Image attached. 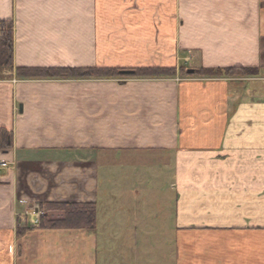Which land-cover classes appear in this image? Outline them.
I'll return each mask as SVG.
<instances>
[{
	"label": "crops",
	"instance_id": "0c3cea01",
	"mask_svg": "<svg viewBox=\"0 0 264 264\" xmlns=\"http://www.w3.org/2000/svg\"><path fill=\"white\" fill-rule=\"evenodd\" d=\"M0 20L15 69L175 70L0 80V264H131L132 237L170 238L171 264H264V0H0ZM200 68L249 73H179ZM44 203L95 204L96 227L26 228Z\"/></svg>",
	"mask_w": 264,
	"mask_h": 264
},
{
	"label": "trees",
	"instance_id": "16d2710c",
	"mask_svg": "<svg viewBox=\"0 0 264 264\" xmlns=\"http://www.w3.org/2000/svg\"><path fill=\"white\" fill-rule=\"evenodd\" d=\"M13 67V24L10 21L0 20V75L3 70H12ZM122 71H132L130 76L121 75ZM19 77L30 79L48 78H164L175 75L174 69L165 68H138L123 70L119 68H88V69H23L17 68ZM246 69L225 68V69H194L195 76L203 77H228L244 75ZM181 75H187L185 70H179ZM256 70L252 72L255 74ZM12 147V133L0 128V151H7ZM41 210L46 212L62 213L63 217L57 220H50L42 216L40 218V229L61 230V229H94L96 227V206L95 204L82 203H44Z\"/></svg>",
	"mask_w": 264,
	"mask_h": 264
},
{
	"label": "rangeland",
	"instance_id": "374dc122",
	"mask_svg": "<svg viewBox=\"0 0 264 264\" xmlns=\"http://www.w3.org/2000/svg\"><path fill=\"white\" fill-rule=\"evenodd\" d=\"M192 70H194V69H192ZM2 75H4V76H2ZM18 75L19 74L16 72V69H15L14 64H13L12 70H3L1 72L0 80L8 81L9 83L10 82L15 83L18 80L20 81V80L30 79V78H25V77H19ZM125 76H130V75H125ZM199 77H203V76H199ZM127 78H132V77H126V78H121V79H127ZM207 78H210V77H207ZM211 78H213V77H211ZM215 78H217V77H215ZM48 79H50V78H48ZM51 79H60V78H51ZM62 79H77V78H62ZM40 206H41V204H39L37 206L38 208H35V210H37V212L39 213L36 225L32 223V220H34L36 217L33 213V210H31V211L28 210L30 212V218L31 217L32 218L29 219L28 221H26L27 222V224L25 225L26 228H28V229L30 227L31 228H39L40 218L42 216L46 217L47 213H56V212H46L45 210H41ZM96 223H97V218H96ZM18 225H20V224L18 223ZM18 225L16 228H18ZM61 230H66V229H61ZM68 230H74V229H68ZM77 230H79V229H77ZM88 230H93V229H88ZM117 239L118 238H113V240H112V238L98 237V246H100V248H101V246L104 243L103 241H107L108 244L114 245V243H117V241H118ZM119 239H120L119 242H121L122 238H119ZM123 239H125L124 245L128 243L127 245L131 246V249L133 248V250L136 252L135 259H133L131 257H129V259H128L131 264H145L146 261H149V258H150V261L148 264H163V262L160 260L161 257H163V258L166 257L170 261V264H171V259L169 256V253H171V246L167 245L169 243L170 238H159V237H142V238L141 237H132V238H128L129 241L132 240V241H130L131 243L128 242L127 238H123ZM163 241H164V245L162 248V242ZM100 248H98L99 252L102 251V250H100ZM103 250H105V249H103ZM113 251H114V253H111L112 257H115L118 253H120L118 256L121 260L123 259V253H122L121 248H118L116 250L114 247ZM1 255L2 254H0V256ZM102 255H103V253L100 254V258H99L100 260L102 258ZM105 258H106V256H105ZM8 261L9 260L6 261L5 259H3L2 263L8 264L9 263Z\"/></svg>",
	"mask_w": 264,
	"mask_h": 264
},
{
	"label": "water",
	"instance_id": "95a60500",
	"mask_svg": "<svg viewBox=\"0 0 264 264\" xmlns=\"http://www.w3.org/2000/svg\"><path fill=\"white\" fill-rule=\"evenodd\" d=\"M120 74L121 75H132L133 72L132 71H122V72H120ZM186 74L187 75H193L194 74V70L189 69V70L186 71Z\"/></svg>",
	"mask_w": 264,
	"mask_h": 264
},
{
	"label": "built area",
	"instance_id": "2783aa9c",
	"mask_svg": "<svg viewBox=\"0 0 264 264\" xmlns=\"http://www.w3.org/2000/svg\"><path fill=\"white\" fill-rule=\"evenodd\" d=\"M33 213H34V215H35L36 217H35L34 220H32V223L36 225V224H37V218H38V216H39V213L37 212V210H36V211L34 210ZM33 213H32V214H33Z\"/></svg>",
	"mask_w": 264,
	"mask_h": 264
}]
</instances>
